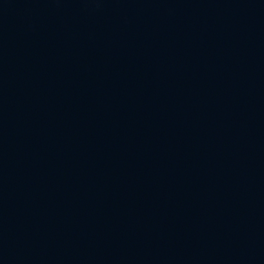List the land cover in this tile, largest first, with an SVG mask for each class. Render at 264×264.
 I'll return each mask as SVG.
<instances>
[{
    "label": "water",
    "instance_id": "95a60500",
    "mask_svg": "<svg viewBox=\"0 0 264 264\" xmlns=\"http://www.w3.org/2000/svg\"><path fill=\"white\" fill-rule=\"evenodd\" d=\"M0 264H264V0H0Z\"/></svg>",
    "mask_w": 264,
    "mask_h": 264
}]
</instances>
